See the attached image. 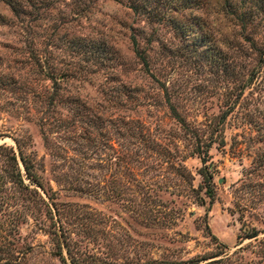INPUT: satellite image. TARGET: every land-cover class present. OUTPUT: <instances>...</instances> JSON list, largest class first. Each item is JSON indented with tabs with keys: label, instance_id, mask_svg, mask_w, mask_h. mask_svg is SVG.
<instances>
[{
	"label": "rangeland",
	"instance_id": "1",
	"mask_svg": "<svg viewBox=\"0 0 264 264\" xmlns=\"http://www.w3.org/2000/svg\"><path fill=\"white\" fill-rule=\"evenodd\" d=\"M125 2L0 0V144L40 183L0 157V263L63 264L55 230L97 264H264V0H179L151 23ZM213 125L209 202L190 145Z\"/></svg>",
	"mask_w": 264,
	"mask_h": 264
},
{
	"label": "trees",
	"instance_id": "2",
	"mask_svg": "<svg viewBox=\"0 0 264 264\" xmlns=\"http://www.w3.org/2000/svg\"><path fill=\"white\" fill-rule=\"evenodd\" d=\"M10 9L13 15H19L23 12V8H27L29 5V0H2ZM127 7L135 13L140 19L148 22H152L154 19H159V8L160 6H166L168 8H173L176 6V4H180L179 0H126ZM125 2V4H126ZM184 5H186L184 3ZM192 6V5H188ZM165 18V16H164ZM136 38H139L137 40ZM130 43H131V50L134 55V57L137 59L138 63L145 65L146 60L145 56L148 50L151 48L150 41H144V37L140 35L139 32L132 31L129 36ZM146 49V53H145ZM263 50V56L260 57L261 59L264 58V48ZM255 51H259V49H256ZM241 89V88H240ZM172 114L174 115V118H177L178 123L182 126L181 129L185 130V127L180 121V117H177L175 115V112L172 111ZM226 114V110H224L221 115L219 116L220 121L224 118ZM209 128V127H208ZM207 128V130H209ZM211 132L207 139V141L199 142L197 140L198 138L196 135H193L194 141L190 145V152L191 154H195L198 158L201 167L199 169V174L202 177V187H203V193L206 197H208L209 202L212 196V187H211V170L209 169V165L206 164V162L209 159V153L208 149L210 145L212 144L213 140H216L215 138L217 135H212L213 132H219L218 126L213 125L212 128H210ZM217 134V133H215ZM17 146L16 153L13 151L12 147L6 146L3 144H0V157L4 159L6 163H8L11 167L10 176L13 178V182L16 184L17 187H23L26 189V191H32L35 192L34 188H28L30 185L33 187H40V183L38 181V177L33 171V164L27 156L23 155L19 146L18 141H15ZM218 143H222V139H218ZM18 162L20 163L21 168L18 166ZM20 170L23 171V173H20ZM22 176L29 182V184H24L22 181ZM40 198V197H39ZM42 200V199H41ZM197 200L199 204L203 203V199L200 196H197ZM49 211V210H48ZM50 212V211H49ZM256 235V231L251 229V232L246 234L245 237L251 238ZM51 241L54 243L56 251L55 255L58 257V260L63 264H97L94 262V258L91 257H79L77 256L75 251H72L69 247L67 241L65 238L57 235L56 231L54 230L51 235ZM204 258L198 257L195 259H189L185 261V264H215L221 262L223 259H227V256H224L222 258L209 260L203 263H198ZM12 263L16 264V261L14 260ZM0 264H10L7 261H4ZM138 264H171L166 263L165 261H143Z\"/></svg>",
	"mask_w": 264,
	"mask_h": 264
}]
</instances>
